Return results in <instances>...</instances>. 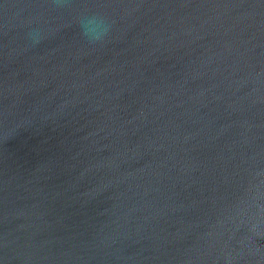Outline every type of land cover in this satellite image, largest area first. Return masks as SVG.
<instances>
[{"label": "water", "instance_id": "1", "mask_svg": "<svg viewBox=\"0 0 264 264\" xmlns=\"http://www.w3.org/2000/svg\"><path fill=\"white\" fill-rule=\"evenodd\" d=\"M0 264H264V0H0Z\"/></svg>", "mask_w": 264, "mask_h": 264}, {"label": "clouds", "instance_id": "2", "mask_svg": "<svg viewBox=\"0 0 264 264\" xmlns=\"http://www.w3.org/2000/svg\"><path fill=\"white\" fill-rule=\"evenodd\" d=\"M77 23L82 38L93 47L104 44L112 30L111 20L101 12L81 14ZM28 38L33 45H37L42 39V34L39 30H33L28 34Z\"/></svg>", "mask_w": 264, "mask_h": 264}]
</instances>
